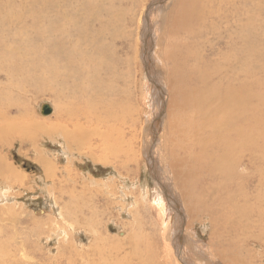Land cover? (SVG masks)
Segmentation results:
<instances>
[{"label": "bare ground", "instance_id": "obj_1", "mask_svg": "<svg viewBox=\"0 0 264 264\" xmlns=\"http://www.w3.org/2000/svg\"><path fill=\"white\" fill-rule=\"evenodd\" d=\"M159 1L162 24L158 32L168 37L160 42L159 59L156 57L166 73L163 77L170 92L167 106L172 107V116L167 122V134H176L182 140V136L189 137L192 145L188 152L179 146L164 151L170 183L188 212H200L194 209L197 203H203L206 209L211 231L208 244L203 246L205 251L199 250L201 255L196 254L195 263L191 255L192 259L184 258L191 245L190 241L184 243L190 229L182 235L177 228L171 238L175 242V259L181 263L172 257L171 247L172 260L162 261V257L148 253L149 248L137 240L140 235L133 239L128 234L125 240L94 239L85 252L75 251L73 255H66V248H60L52 257L47 252L37 254V246L30 247L31 251L22 246L17 256V247L15 253L5 254L2 264H264V76L258 75L263 61L259 28L255 24L244 31L254 24L251 19L244 23L236 20L229 28L220 17L225 11L219 0ZM7 3L0 2V70L7 73L6 85L0 86V140L11 130L19 139H30L24 132L32 122L30 129L55 134L63 142L78 146H91L92 140L101 139L102 159L108 163L115 159L125 165L117 153L121 145L124 156L131 140L125 110L99 111V102L92 104L88 98L98 92L97 83H104L107 89L110 85L102 80L113 65L109 37L114 32L110 19H106L112 17L108 6L100 0ZM7 21H14L13 28ZM168 63L170 72L164 67ZM25 86L35 92L48 89L60 98L72 96L75 106L71 111L58 112L52 124L29 119L20 123L21 115L11 116L4 109L20 103L6 102L5 98L15 96ZM190 112L194 114L192 119ZM188 132L191 134H185ZM167 142H171L169 138ZM91 154L88 156L92 160L101 159ZM145 155L155 160L151 150ZM1 175L10 178L16 174L0 162ZM252 179L256 183L248 188ZM4 187H0V194ZM154 195L156 202L157 189ZM192 196H200L201 200L191 201ZM186 215L183 209L178 212L181 220ZM33 233L30 230L28 235Z\"/></svg>", "mask_w": 264, "mask_h": 264}, {"label": "rangeland", "instance_id": "obj_2", "mask_svg": "<svg viewBox=\"0 0 264 264\" xmlns=\"http://www.w3.org/2000/svg\"><path fill=\"white\" fill-rule=\"evenodd\" d=\"M17 1L0 0L4 5L5 2L10 5ZM100 1L112 12V17L106 19H110L114 32L109 37V54L113 65L110 71L104 72V75L102 73V80L107 84L110 82L109 89L105 88L104 83H97L98 92L88 98L92 104L99 102L100 107H96L99 111L113 108L122 113L125 110L124 120H129L126 125L131 140L124 156L119 148L121 145L117 153L126 163L120 165L115 159L105 162L101 157L104 148L101 139L92 140L91 146L88 143L78 146L63 142L55 134L30 129L32 122L25 126L29 130L24 132V136H30V139H19L11 130L8 136L0 140L1 166L10 167L16 174L10 178L0 177V187L6 186L0 194V264L5 254L15 253L17 247L20 248L17 256L22 246L28 251H31L30 247L37 246L40 248L37 254L47 252L52 257L60 248H66L65 254L73 255L75 251L85 252L94 239L125 240L128 234H132L133 239L140 235L137 240L144 247L147 246L150 249L148 253L154 257H162V261L172 260L169 247L175 259V242L171 237L178 229L182 235L184 230L190 229V236L184 243L190 241L191 245L184 252V258L194 257L191 259L195 263L198 261L195 260L198 258L196 254L201 255L199 250L205 251L203 246L209 242L211 226L203 203L196 202L197 208L194 209L200 212H188L178 190L175 187L173 189L172 181L170 183L172 177L164 148L179 146L188 152L192 145L189 137L182 136V140L176 134H167V122L172 116V107L167 106L170 92L166 90L167 80L163 77L166 73L160 63L156 62V57L159 59L157 51L161 47L160 42L168 38L161 31L158 32L162 24L160 1ZM219 1L225 6H221L225 12L220 17L224 24H229V28L235 25L236 20L241 23L254 20V24L243 29L246 32L252 25L258 26L262 47L260 51L263 55L260 67L264 68V0ZM7 22L13 28L11 24L14 21L11 24ZM169 64L164 67L170 72ZM262 68H258L261 78L264 76ZM154 73H157L156 76ZM6 75V72L0 70V86L6 85ZM7 100L20 103L21 106H9V109L4 107L11 116L21 115L17 119L19 122L22 120L24 123V120L29 119L48 124L57 120V113L61 110L71 111L76 101L72 96L60 98L45 88L35 92L29 86L19 90L15 96L6 97ZM89 100L86 98V101ZM44 104L51 108L48 114H42ZM180 114L185 117L182 112ZM189 115L192 119L194 114L190 112ZM117 131H120V127ZM185 134L190 135L191 132ZM117 136L119 134L115 138H119ZM168 138L170 143L167 142ZM150 150L155 160L147 159L145 153ZM89 152L101 159L92 160L93 157L88 156ZM248 182V188H251L256 180ZM155 189L159 192L156 202ZM200 200V196H192L191 201ZM182 209L187 214L184 220L178 216ZM30 230L34 232L31 236L28 235ZM28 256L33 255L28 252ZM178 257L180 261L183 255Z\"/></svg>", "mask_w": 264, "mask_h": 264}, {"label": "water", "instance_id": "obj_3", "mask_svg": "<svg viewBox=\"0 0 264 264\" xmlns=\"http://www.w3.org/2000/svg\"><path fill=\"white\" fill-rule=\"evenodd\" d=\"M51 111V108L48 104H44L42 107V114H48Z\"/></svg>", "mask_w": 264, "mask_h": 264}]
</instances>
